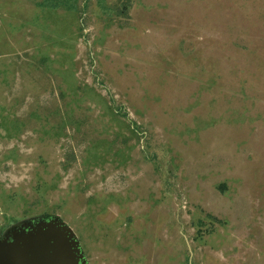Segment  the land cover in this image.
Returning a JSON list of instances; mask_svg holds the SVG:
<instances>
[{"label": "rangeland", "instance_id": "1", "mask_svg": "<svg viewBox=\"0 0 264 264\" xmlns=\"http://www.w3.org/2000/svg\"><path fill=\"white\" fill-rule=\"evenodd\" d=\"M23 234L264 264V0H0V246Z\"/></svg>", "mask_w": 264, "mask_h": 264}, {"label": "water", "instance_id": "2", "mask_svg": "<svg viewBox=\"0 0 264 264\" xmlns=\"http://www.w3.org/2000/svg\"><path fill=\"white\" fill-rule=\"evenodd\" d=\"M46 238L41 242L38 239L33 241L35 238L31 239V236L23 234L15 238L13 245L9 246L5 243L4 246H0V264H41L42 262L60 264L55 257L59 252L52 251L57 248H52L53 246L49 248L50 240Z\"/></svg>", "mask_w": 264, "mask_h": 264}]
</instances>
